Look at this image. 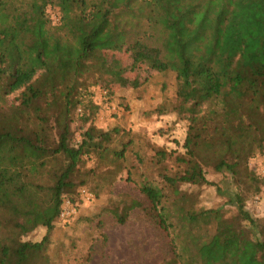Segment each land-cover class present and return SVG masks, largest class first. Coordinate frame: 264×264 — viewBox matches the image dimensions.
<instances>
[{
	"label": "trees",
	"instance_id": "obj_1",
	"mask_svg": "<svg viewBox=\"0 0 264 264\" xmlns=\"http://www.w3.org/2000/svg\"><path fill=\"white\" fill-rule=\"evenodd\" d=\"M48 5L58 9L55 25ZM114 51L176 77L174 101L154 112L162 125L175 113L173 122L186 129L173 150H153L154 180L136 141L117 142L123 131L93 123L100 107L90 88L115 76L104 56ZM17 91L15 105L7 96ZM0 99L7 109L0 108V264H28L43 250L64 194L88 179L114 182L121 172L125 181L136 177L146 203L132 200L113 212L123 222L139 207L172 235L167 264H264V216L249 215L240 191L227 201L236 215L225 217L222 208L194 207L178 190L208 185L219 192L207 167L233 177L245 168L255 190L263 181L247 166L264 141V0H0ZM77 110L80 141L71 145ZM172 157L179 168L168 174ZM38 226L46 229L41 241H23Z\"/></svg>",
	"mask_w": 264,
	"mask_h": 264
},
{
	"label": "rangeland",
	"instance_id": "obj_2",
	"mask_svg": "<svg viewBox=\"0 0 264 264\" xmlns=\"http://www.w3.org/2000/svg\"><path fill=\"white\" fill-rule=\"evenodd\" d=\"M142 5L141 16H147V6ZM46 12L51 23L57 24L58 9L48 5ZM104 56L106 64L114 67L110 68V72L114 70V77H123L116 82V78L106 76L100 80L98 86L90 88L91 100L100 107L93 123L100 128L117 127L123 131V135L116 138V141L121 137L124 141L128 138L136 141L135 149L145 160L144 170L154 180L157 172H154V165L149 163L153 150H173L172 140L181 139L186 129L184 121H180L178 125V121L173 122L175 113H167V117L172 120L162 125L161 118L154 112L157 107L174 101L177 87L175 74L156 73L144 61L134 62L131 52L114 51L105 53ZM127 79H136L141 86L137 89L128 88ZM18 93L19 91L7 96V100L18 104L15 102ZM0 108L7 110L2 106L1 99ZM78 113L79 110L72 114L71 145L80 141L81 121ZM159 125H162V128H156ZM260 150L262 153L250 159L247 166L248 169L255 167L254 177L263 180L256 182L257 190L255 182L246 177L248 172L245 168L233 177L227 172L217 173L209 167L205 168V177L219 187V192L208 185L199 188L183 185L179 186L178 190L190 195L189 202L194 207L222 208L225 217L236 215L235 207L227 204V201L232 193L240 191L249 215L254 219L263 217L264 179L259 175H264L260 162L264 161V141L260 144ZM179 152L181 151H177ZM133 159L131 157L130 161ZM92 162L88 160L85 169L89 165L91 167ZM59 166L61 165L57 164L55 167ZM164 166L168 174L179 168L173 162V157L166 161ZM125 177V173L121 172L114 182L108 181L107 178L106 181L97 179L91 183L92 179H88L87 184L77 187L72 196L64 194L61 204V212L64 215L59 216L53 223L48 242L28 264H167L172 261L174 253L170 239L173 236L160 229L142 209L135 207L128 210L126 216L122 217L123 222H119L115 216L114 209L121 213L122 208L132 200L146 203L144 195L135 183L136 177L131 181H125ZM90 189L96 191L97 196ZM212 232L211 226L204 228L201 231L203 240ZM45 233L46 229L38 226L24 237L23 241L39 242Z\"/></svg>",
	"mask_w": 264,
	"mask_h": 264
},
{
	"label": "built area",
	"instance_id": "obj_3",
	"mask_svg": "<svg viewBox=\"0 0 264 264\" xmlns=\"http://www.w3.org/2000/svg\"><path fill=\"white\" fill-rule=\"evenodd\" d=\"M260 162H261L262 172L264 173V161L263 160H260ZM63 215H64V213L60 212V215L59 216L62 217Z\"/></svg>",
	"mask_w": 264,
	"mask_h": 264
}]
</instances>
